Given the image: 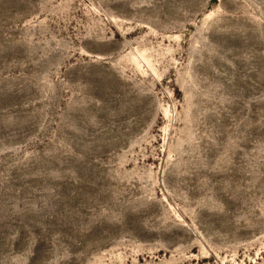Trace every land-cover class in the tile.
I'll return each instance as SVG.
<instances>
[{
    "label": "rangeland",
    "instance_id": "obj_1",
    "mask_svg": "<svg viewBox=\"0 0 264 264\" xmlns=\"http://www.w3.org/2000/svg\"><path fill=\"white\" fill-rule=\"evenodd\" d=\"M0 264H264V0H0Z\"/></svg>",
    "mask_w": 264,
    "mask_h": 264
}]
</instances>
